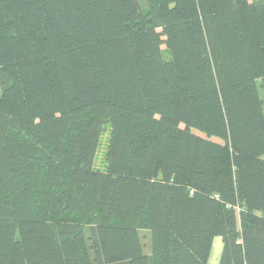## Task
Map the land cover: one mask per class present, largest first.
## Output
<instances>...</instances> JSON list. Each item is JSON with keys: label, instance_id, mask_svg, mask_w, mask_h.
I'll return each mask as SVG.
<instances>
[{"label": "trees", "instance_id": "obj_1", "mask_svg": "<svg viewBox=\"0 0 264 264\" xmlns=\"http://www.w3.org/2000/svg\"><path fill=\"white\" fill-rule=\"evenodd\" d=\"M215 236L264 264V0H0V264H208Z\"/></svg>", "mask_w": 264, "mask_h": 264}, {"label": "crops", "instance_id": "obj_2", "mask_svg": "<svg viewBox=\"0 0 264 264\" xmlns=\"http://www.w3.org/2000/svg\"><path fill=\"white\" fill-rule=\"evenodd\" d=\"M222 249V239L215 236L212 241L211 251L208 258V264H219V257Z\"/></svg>", "mask_w": 264, "mask_h": 264}, {"label": "rangeland", "instance_id": "obj_3", "mask_svg": "<svg viewBox=\"0 0 264 264\" xmlns=\"http://www.w3.org/2000/svg\"><path fill=\"white\" fill-rule=\"evenodd\" d=\"M107 135H108V126H107V129L102 132V134L100 136V139H99V144L97 146L96 157H95V160H97V161L95 162V165H94L96 167L103 168L104 160H103L102 164H99V163H100V161L102 159V154L104 152V146H105V143H106ZM142 232H146V231H142ZM143 238H144L145 241H147V235H144Z\"/></svg>", "mask_w": 264, "mask_h": 264}]
</instances>
